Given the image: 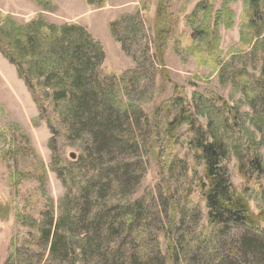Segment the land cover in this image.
<instances>
[{
    "label": "trees",
    "instance_id": "obj_1",
    "mask_svg": "<svg viewBox=\"0 0 264 264\" xmlns=\"http://www.w3.org/2000/svg\"><path fill=\"white\" fill-rule=\"evenodd\" d=\"M33 1L44 12L56 11L48 0ZM233 1L239 0L224 2L213 25L212 9L205 12L203 3L188 19L196 22L199 12L206 16L203 28L191 35V41L195 44L201 39L207 48L203 50V45L197 44L193 58L198 68L211 69L220 83L231 86L234 104L214 93L213 88L194 92L192 99L186 101L175 85L173 96L151 115L143 111V99L136 104L124 102L125 88L127 92L136 88L141 96L146 94L141 66L139 71L113 73L105 65L106 54L101 43L84 27L50 24L44 13L27 24L0 13V50L16 66L32 94L39 95L37 104L41 113L46 114L47 106H51L62 118V123L48 119L54 134L59 133L56 125L64 128L71 125L76 133L87 131L91 146H101L109 156L117 154L116 159L125 161L118 155L128 147L138 148L137 134L153 155L156 156L155 149L161 140L173 154L181 139L176 132L185 125L188 127L193 134L188 145L198 163L204 165L202 185L198 186L204 190L209 209L208 225L218 230L216 234L209 229L202 231L206 241L198 249L202 257L187 264H264V0H241L240 38L229 50V56L240 64L235 68L221 59L217 27L223 24L227 30L234 28L236 16L228 7ZM88 4L102 9L107 1L88 0ZM189 5V0L184 2L180 12H186ZM140 11L137 9L135 15L123 14L110 23L116 41H119L117 35L129 38L137 32L143 23ZM177 22L171 8L158 3L153 47L165 81L169 80V73L164 59ZM148 84L154 88L152 82ZM172 116L174 119L170 120ZM200 119L205 121V128L200 127ZM21 139L19 142L9 137L0 128V162L7 163L17 155L31 152L26 147H30L29 137L22 134ZM230 153L234 154L238 171L246 182L244 191L236 188L223 166ZM177 162L176 159L172 167ZM184 165L181 163L183 168ZM52 168L68 189L57 203L45 202L38 218L16 211L17 224L34 233L26 239L19 232L13 234L4 264H183L176 254V240L186 254L198 253H191L192 238L186 227L191 193L179 196L173 203L172 230L178 226L179 217L184 226L178 229L177 239L172 237L170 252L163 262L148 258L145 244L132 248L137 243L131 236L140 233V220L146 211L140 203L123 205L122 195L132 185L136 187L139 180L136 169L125 166L115 171L114 166L103 169L93 164V180L85 181L69 167L56 164ZM23 178L22 172H13L12 187L19 188ZM252 181L260 203L256 211L252 210L248 195V184ZM90 191L92 195L88 194ZM11 208L12 205L0 200V220L8 219ZM231 223L241 227L235 240L221 234ZM120 238L124 239L119 244L116 240Z\"/></svg>",
    "mask_w": 264,
    "mask_h": 264
},
{
    "label": "rangeland",
    "instance_id": "obj_2",
    "mask_svg": "<svg viewBox=\"0 0 264 264\" xmlns=\"http://www.w3.org/2000/svg\"><path fill=\"white\" fill-rule=\"evenodd\" d=\"M86 1L88 4V0ZM106 1L105 7L109 4V0ZM126 1L112 0V4ZM186 1L188 0H142L138 9H141L140 15L143 23L140 24L137 32L129 38L124 35H117L116 37L119 41H116L112 36L116 43H119L123 52V47H125L127 53H124L130 60L125 65V67H128L127 70L117 74L139 71L140 66L141 71L145 73L142 82L147 96L146 94L141 96L136 92V88L132 90L129 88L128 92L125 88L123 91L124 102L136 104L143 99L145 104L142 109L147 115L153 114L155 110L173 96L175 85L178 87L179 95L186 101L192 99L194 92L203 93L213 88L215 90L214 93L228 101L230 105L234 104L231 99V86L220 83L218 76L212 75L211 69L198 68L196 60L193 58L194 48L197 44L203 45V50L207 48L203 44V40L199 39L202 36L201 34L196 37L199 39L198 42L196 41L195 44H192L191 41V35L199 27L203 28L206 16L203 12H199L196 22L188 19L203 3L206 4L205 12H209V8L212 9L210 20H213V25L215 16L217 17V13L222 11V6L226 0H189L188 10L181 13V5ZM136 2L138 1L129 0L128 3L130 5L122 11L134 8ZM160 2L171 8L174 19L178 21L172 28L173 38L169 42L164 59L165 69L169 73L168 81H165L161 75L162 66L155 56L153 47L156 37L158 3ZM88 7L91 11L93 10L92 12L100 10L89 4ZM228 7L235 13V26L231 30H227L223 24H218L217 27L221 37L219 49L223 52L221 59L225 62L227 61V63L231 62L232 67L235 68L239 67L240 64L236 59L233 60L232 56H229V50L239 42L240 17L243 12V4L241 0L233 1L229 3ZM37 11L36 3L33 0H0V13L14 16L22 24H27L36 19L39 16ZM122 11L119 10V12ZM136 12L127 15H135ZM116 14H118L116 11L107 13L110 17ZM103 15L105 14H95L83 20L87 24L88 21L101 20ZM46 19L50 24L57 26L75 24L84 27L79 23H56V16L48 17L47 15ZM107 31L111 33L110 27ZM112 60L113 56L110 55V64ZM131 65L133 66L130 67ZM149 82L153 83L154 88L150 87ZM131 92L132 94L129 96L128 93L130 94ZM39 99V95H33L27 83L20 77L16 66L0 50V128L4 129L9 137H14L19 142H22V134L27 135L30 140V147L26 146V144L25 146L31 150V152H25L13 157L7 163L0 162V200L12 205L8 219L0 220V264H4L8 257V249L14 233L19 232L23 239L34 233L32 229L17 224L16 211L26 216L38 218V213L43 209L45 202L57 203L65 195L68 188L62 184L58 172L52 168L53 165L56 167V164L62 167H69L74 170L75 174H78L80 179L85 181L93 180V164H99L101 168L103 166V169L114 166V168L116 167L115 171L119 168H125V166L129 167V169H136V178L139 179L136 187L132 185L130 190H126L123 193L124 196L122 195V201L123 205L128 206L140 203L146 211L144 212V217L140 220V233L132 234L131 237L137 243L132 248L144 247L142 244H145V253L148 258L166 262L164 256L170 252L172 237L177 239L178 229L184 226L180 222V217L178 218V226L176 224L172 230L171 225L174 213L173 203L183 194L191 193L192 203L187 206V209L191 212L186 221V227L191 234L190 239L192 238L191 253L198 252L200 244L206 242L202 237L203 230L209 229L213 234L217 233L218 229L208 225L209 209L203 196L204 190L198 186L199 183L202 185L204 165L203 163H198L195 152L188 145V141L193 137V134L189 132L186 125L176 132V135L181 139L173 154H171V150L165 141L161 140L155 149L156 156L153 155L149 146L143 144L142 139L137 134L138 148L128 147L123 153L118 155L123 156L126 159L124 161V159H116L115 156L117 154L109 156L101 146L96 148L91 146L88 143L87 131H78L76 133V130L70 127L71 125L65 126V128L64 126L56 125L59 133L54 134L49 127L48 119L52 122L59 121L62 123V118L56 109L51 106H47V112L43 115L37 104ZM64 106L65 103H63ZM173 119L174 116L170 118V120ZM199 125L205 128V121L200 119ZM123 139L126 138L124 137ZM89 147L92 151H90ZM73 154L76 156L75 159L71 158ZM176 159L178 161L177 166L172 167V163ZM181 163L187 165V167L185 168L184 165L183 168ZM223 166L228 171L236 188L244 191L246 182L238 171L237 160L233 153L229 154ZM13 172H22L24 174L22 183L17 189H14L11 184ZM133 174H135V171H133ZM254 183L253 181L249 182L248 195L251 199V208L256 211L260 203ZM187 187L188 189H186ZM42 189H44V192ZM92 191L94 193L95 189L92 188ZM92 191L88 194L92 195ZM178 216L179 213H177ZM240 230V226L231 223L221 234L228 240H235L236 235L241 233ZM168 231H174L175 235L168 234ZM124 238L116 241L120 244ZM176 244V254L179 255L181 263L187 264L190 260L194 261L202 257V252L186 254L185 250H182L179 246L178 240H176ZM129 252L130 249L125 253V256Z\"/></svg>",
    "mask_w": 264,
    "mask_h": 264
},
{
    "label": "crops",
    "instance_id": "obj_3",
    "mask_svg": "<svg viewBox=\"0 0 264 264\" xmlns=\"http://www.w3.org/2000/svg\"><path fill=\"white\" fill-rule=\"evenodd\" d=\"M53 3V5L57 8V10L54 12H44L41 7H39L37 4V13H44L47 17H55L56 16V23L59 24H65V23H79L82 26H84L91 34L92 36L103 45L104 51L106 54V67H108L110 70H112L114 73H121L125 70H127L128 67H125L130 60L127 58L125 53L122 51V48H120L119 43H116V41L113 39L110 32L107 31V29L110 26V23L114 22L118 19V17L122 14H131L132 12L137 11V9L140 6V3L142 0H137L135 7L131 8L129 10L126 9L127 6L130 5L128 3L129 0L123 3L119 4H112V0H109V4L107 7L92 12L90 8L88 7L86 0H48ZM122 11V12H119ZM91 11V12H90ZM110 11H116L118 14L114 16H108L107 13ZM95 14H105L103 15L101 20L96 21H88L87 24L84 22V18H87L88 16H92ZM90 25V26H88ZM101 29V31H100ZM112 53V54H111ZM113 56V60L111 64L109 63V56ZM131 65L130 67H132Z\"/></svg>",
    "mask_w": 264,
    "mask_h": 264
},
{
    "label": "water",
    "instance_id": "obj_4",
    "mask_svg": "<svg viewBox=\"0 0 264 264\" xmlns=\"http://www.w3.org/2000/svg\"><path fill=\"white\" fill-rule=\"evenodd\" d=\"M71 158H72V159H75V158H76V156L73 154V155H71Z\"/></svg>",
    "mask_w": 264,
    "mask_h": 264
}]
</instances>
